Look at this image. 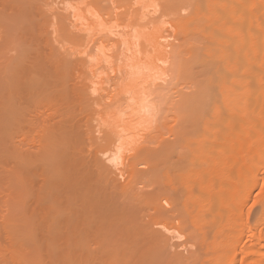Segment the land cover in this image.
Here are the masks:
<instances>
[{"label":"bare ground","instance_id":"obj_1","mask_svg":"<svg viewBox=\"0 0 264 264\" xmlns=\"http://www.w3.org/2000/svg\"><path fill=\"white\" fill-rule=\"evenodd\" d=\"M73 1L63 11L45 5L51 14L31 4L23 10L31 49L13 76L18 103L1 110L0 147L10 153L0 149V167L10 168L14 200L28 208L0 223L7 239L0 264H156L157 251L178 234L202 235L215 206L214 222L229 213L221 234L243 228L229 245L217 243L209 260L235 264L240 252L249 264H264V215L256 231L243 216L254 192L264 201V0ZM51 17L52 35L72 42L57 54L43 39ZM153 95L168 104L156 107ZM49 101L59 118L51 128L37 118ZM82 116L97 122L106 157L86 152ZM160 118L172 120L184 145L223 151L198 165L176 156L175 143L152 135ZM144 205L162 228L141 217ZM175 252L178 264L196 261Z\"/></svg>","mask_w":264,"mask_h":264},{"label":"rangeland","instance_id":"obj_2","mask_svg":"<svg viewBox=\"0 0 264 264\" xmlns=\"http://www.w3.org/2000/svg\"><path fill=\"white\" fill-rule=\"evenodd\" d=\"M15 1L19 5L18 11H16V9H14L12 7H9V6L4 7V6L0 5V116H1L3 109L13 108L18 103V101L16 100V98L18 96L16 93L15 84L13 83V79H14L13 76L16 74L17 69L19 67V64L21 63L19 61H21V59L23 60L27 56H29L30 49H31L29 40L25 38V34L23 33L24 32L23 25H24V20H25V13L24 12H25V10L29 9V8H27V6L29 4H31L33 8L35 6H37V7H35L36 9H39V10L42 9L43 11L46 10L47 12L50 11L49 14H51V10L56 12V10L60 11V9L61 10L64 9L68 5L67 2L70 0H66L67 2L65 0H15ZM45 1L47 3L49 2L48 3L49 5L44 4V3H46ZM27 2H28V4H27ZM29 2H31V3H29ZM52 2L54 4H51ZM31 5H29V7ZM45 5L48 7L50 6L51 10H50V8L46 7ZM39 6H40V8H39ZM54 6H55V9L53 10ZM32 7H31V9H32ZM47 8H48V10H47ZM57 8H60V9H57ZM36 9H34V10H36ZM23 10H24V12H23ZM40 12H42V11H40ZM37 13H39V12H35V14H37ZM37 20H41V18H37ZM52 23H56V20L55 19L53 20V18L51 17L50 22H48V24L46 26L48 29V33L43 37V39H44V42H50L48 45V48H50V47L54 48V50L56 51L55 53L57 54L59 50H64L66 48L69 49L70 46L72 45V42L70 41V39H67L66 37L62 36L61 38H57V37H55V35H52V31L54 29L51 26ZM170 37L171 36H169V40L171 38L173 40L174 37H171V38ZM46 39H47V41H46ZM51 39H53V40L49 41ZM28 51H29V54H25L26 52L28 53ZM24 54L27 55L25 58H24V56H25ZM18 62H19V64H18ZM76 75H79L78 71L76 72ZM155 88L153 87L151 92L155 91ZM164 91H166V90H164ZM155 92H157V90ZM158 92L154 93V94L158 95ZM161 92H162V90H161ZM171 95H170L171 97L166 98L169 102H170L169 99L170 98L172 99V97L175 96V95H173V93H171ZM153 96L155 98L157 97L156 99H154L155 102H154V100H152L154 105H157L156 107H158V104L162 107V104L165 103L164 101H167L166 99L165 100L162 99L160 96H156V95H153ZM164 96L166 97V93H164L163 97ZM158 99H160V101L161 100H163V101L158 102ZM16 101H17V103H16ZM50 101L47 102L48 103L46 105L47 109L44 108L45 105L43 104L41 106V108H39L40 110H37L38 113H40V114H38L37 112L34 114L35 115L38 114L37 115L38 117L37 116L36 117L39 118V120L41 118L40 123H41V121L43 122V120H45L46 121V124L44 123L45 126L51 128L53 123L56 122L59 118L57 119V117H56V119H57V120L55 119L56 121L53 119L55 117L52 116V113L56 112V110H58V106H52L53 103L55 105H57V104L55 103V101L54 102H50ZM156 102H158V103H156ZM167 104L168 103L166 102L163 105H167ZM61 107L66 108V110L69 108V106L67 104H63V105H61ZM164 107H166V106H164ZM156 110L158 111L159 109H156ZM156 110H154V111L157 114ZM44 112L46 114L50 113L51 115L50 114H49L50 116L48 114L46 115ZM159 112H160V110H159ZM41 113H42V115L44 113V116L46 115L45 119L43 118V116L42 117L39 116V115H41ZM164 113L167 114L168 110H167V113H166V111ZM48 116L50 119L48 118ZM81 118L82 119H79V120L76 119V122L78 123L77 129L84 136H86L85 133L88 134V136L86 137V141L84 140L86 147H88L90 145L88 148H86L87 149L86 152H88V153L94 152V153H96L102 157H106L104 155V153L109 150V147H108V145H106L105 141L101 140L102 138L100 139L101 136L103 137V134L99 133L97 131L94 132V130L92 128V125H95L97 122H95L94 121L95 119H92V118H91L92 120H90V121L88 119H86V117L84 118L82 116ZM80 120H82V121H80ZM47 121H49V123ZM171 121L168 118L167 119L165 118L163 120L161 119V122L160 123L158 122L160 124L159 129L157 128L158 132H156V130H155L152 135L154 136V134L156 133L159 136V139L161 141L163 138V141L166 140L168 142L175 143L176 145H171V147H173V150H174V153L176 156L179 155V152H183V153L188 155L189 159L192 158V161H194L195 164L198 165L196 160L204 159V157H207L208 161H209L212 157L215 156V154L219 153V150L223 151L222 148H219V145H205V146H202V145H184V142L178 141L176 139V134H175L176 129H175V127L173 128V126H171L172 125ZM156 134H155V137H156ZM33 135L35 136L36 132ZM89 135H90V137H89ZM92 135L96 137L97 141H96V139H94L95 137L94 138L91 137ZM152 135H151V137H152ZM87 138H88V140H87ZM21 139H23V135H22ZM89 139H92V141ZM159 139H158V141H159ZM94 140H95V142H94ZM91 142H93L94 144L92 145ZM150 142L152 143V144L150 143L151 145L154 144L152 142V140ZM155 143L157 145L160 143V141L159 142L156 141ZM161 143H163V142H161ZM3 146L0 147V149L3 148L2 149L3 153L4 154L10 153L9 145L8 146L3 145ZM189 166L191 167V165H189L187 162L186 167H189ZM226 174H227V169H224L222 171V176L226 177ZM122 180H123V178H122ZM166 186H169V185L167 184ZM177 188L181 189L184 192L186 191V189H183L185 187H183L181 185H180V187H177ZM198 190H199L198 186H195L193 188V194L195 195ZM187 197H189V196H187ZM14 198L15 197H14V192H13L12 171L10 170L9 167H8V169H6L5 167L4 168L0 167V223H2V221L4 219L5 220L9 219V221H10V219H13V217L17 216V214H19V216H21V215L23 216L25 214L24 210H26L28 208V204L25 207V204H26L25 202L18 204L14 200ZM189 198H192V197H189ZM203 198H206V196L204 195ZM213 198L215 199L216 197H213ZM18 206H19V208H18ZM165 206L167 208H169L168 205H165ZM217 209H218L217 206H215V207H213V209H210L208 207V209L206 210V213L204 216V219L206 220V222H205L204 229L202 231L204 233L202 235L197 236L198 237L197 239L189 240L187 235L183 234L182 235L183 237L180 238L181 235H179L177 233L178 238L175 237L174 239L171 240L173 244H171V242H170L169 247H165V248L157 251L156 255L154 256L156 264H178L177 260L175 259V253H176L175 251H178V253L181 252V254L184 255L183 257H185V258H189V257L191 258L192 255H195L196 261H194L193 264H195V263L196 264H219L214 260H211V261L209 260L212 257L214 259V257H215L214 254H216V251L218 252V250H215V245L219 242L224 243L225 245H229L230 241H232L233 238H235V237L237 238V236L239 235L243 226L239 225L237 227L236 231H234L233 233H229L227 231V232H224L223 234H221L220 233L221 227L226 225V223H227L226 221L228 220L227 217L229 216V213L227 210H224L225 214L222 212V216H221L222 218L220 219L221 222L220 223L214 222L213 216L215 217V215L217 214ZM263 210H264L263 195L260 192H254L249 197V199L246 201L245 207L243 209V216H244V218L249 217L250 225L255 229V231L259 230V228H260V225H259L260 220H261V217L264 215ZM141 217L142 218L144 217L146 221H148L150 224H152L154 226V228H157V229L162 228L161 225H156V223L163 222V219L161 217L154 215V212H151V210L148 209L146 207V205L143 206ZM201 218H203V216H201ZM215 219H217V218H215ZM4 222L5 221H3V223ZM216 223H217V225H216ZM175 234L176 233H174V235ZM177 234L175 236H177ZM199 234H201V233H197V235H199ZM0 242L2 245L7 243V239L5 238V236H0ZM175 243H177V244H175ZM180 243H181V245H180ZM177 245H178V247H177ZM242 246H244L245 251H247L250 248L251 243H250V241H246V243L243 244ZM199 249H200V251H198ZM197 257H198V259H197ZM31 259H34V260H32L30 262V264H36V263L42 264L41 260L39 261V260H36L35 258H31ZM34 261H36V262L33 263ZM10 263H12V262H10ZM28 263H29V261H27V262L25 261V264H28ZM235 264H249V263L246 260H243V254L239 252L237 254V259H236Z\"/></svg>","mask_w":264,"mask_h":264}]
</instances>
